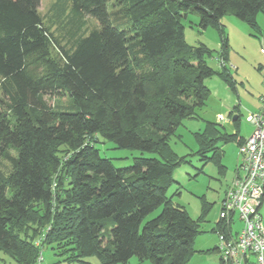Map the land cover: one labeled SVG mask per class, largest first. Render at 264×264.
<instances>
[{
  "label": "trees",
  "instance_id": "1",
  "mask_svg": "<svg viewBox=\"0 0 264 264\" xmlns=\"http://www.w3.org/2000/svg\"><path fill=\"white\" fill-rule=\"evenodd\" d=\"M39 1L0 0V164L9 163L0 167V248L17 264H35L51 244L68 260L94 255L115 264L135 255L185 264L197 224L166 195L171 173L185 162L168 140L208 98L206 77L234 82L222 16L229 11L256 29L264 0H118L123 14L108 10L111 0H65L75 22L67 46L44 24ZM190 11L200 28L218 30L221 72L207 66L204 44L188 50L182 19ZM84 16L97 27L80 34ZM55 94L70 103L49 106L44 96ZM237 118L234 133L206 122L195 134L200 154L216 148L211 159L219 163L218 142L240 143ZM98 136L156 157L116 167L99 155Z\"/></svg>",
  "mask_w": 264,
  "mask_h": 264
},
{
  "label": "rangeland",
  "instance_id": "2",
  "mask_svg": "<svg viewBox=\"0 0 264 264\" xmlns=\"http://www.w3.org/2000/svg\"><path fill=\"white\" fill-rule=\"evenodd\" d=\"M125 8V3L118 0H111L108 3L109 11L119 10L120 14H123ZM68 9L69 4L65 0H40L38 5V12L44 24L49 27L50 32L62 46L68 45V36L74 30L73 23L75 22L70 21ZM83 20L84 25L78 31L80 34H87L97 27L91 16H84ZM198 22L199 16L192 11L182 19L187 48L193 53L199 44H204L210 51L209 55L204 56L207 66L215 72H221L222 69L217 60L221 46L220 34L211 25L205 29L200 28ZM220 23L227 39L228 65L232 82H234L232 86H228L218 74L206 77L204 85L210 91L208 98L202 106L193 108L194 115L192 117H183L179 120L174 133L168 140L171 149L178 156H183L185 162L171 173L170 177L174 182L169 186L166 195L174 205L183 207L197 224V235L193 241L194 252L185 264H220V254L216 249L220 199L224 195L226 183L231 180L229 177L238 161L236 141L216 144L219 153L222 154L221 161L218 163L215 159H211L216 148L203 155L200 154V145L195 134L204 131L206 122H218L226 132L234 133L232 116L235 113L230 114L231 109L225 103L230 97H234L240 102H238L240 110L237 112V129L240 135L247 138L251 133L252 125L245 119L248 111H245L243 106L254 109L261 97L259 93L264 90V12L260 11L257 14L256 29L229 11L222 16ZM51 54L54 55V52L51 51ZM145 70L148 71L149 67L145 66ZM44 98L49 106L58 109L64 108L70 103L65 94L45 95ZM219 113L225 120L218 119ZM147 126L144 124L143 128H147ZM94 144L99 155L108 158L116 167H128L133 164L136 157H156L153 152L118 147L114 142L100 136ZM8 165V161L1 160L0 167L3 170H7ZM204 206H207V212L203 217ZM160 211L161 207L147 218L151 219L157 216ZM259 213L264 224V197L259 207ZM161 227L163 228L164 225L162 224ZM240 227L241 222L235 220L232 224L233 230L240 229ZM68 256L70 253L61 254V250L56 248L55 244H51L42 248L43 260L41 263L79 264V260H81L92 264H102L94 255L80 257L78 260H68ZM0 264L17 263L0 248ZM115 264L152 263L149 259L140 261L137 256L133 255L127 261Z\"/></svg>",
  "mask_w": 264,
  "mask_h": 264
},
{
  "label": "built area",
  "instance_id": "3",
  "mask_svg": "<svg viewBox=\"0 0 264 264\" xmlns=\"http://www.w3.org/2000/svg\"><path fill=\"white\" fill-rule=\"evenodd\" d=\"M220 65L221 58L217 57ZM227 66L230 67L227 63ZM260 107L248 111L246 121L252 130L247 138L238 143L236 173L228 183L220 204L216 249L224 264H264V224L259 213L264 197V95ZM219 120H225L219 115ZM235 220L240 229L233 230ZM43 235L34 241L40 246ZM42 248L35 264H42Z\"/></svg>",
  "mask_w": 264,
  "mask_h": 264
},
{
  "label": "crops",
  "instance_id": "4",
  "mask_svg": "<svg viewBox=\"0 0 264 264\" xmlns=\"http://www.w3.org/2000/svg\"><path fill=\"white\" fill-rule=\"evenodd\" d=\"M228 62H229V59H228ZM234 66V65H233ZM247 78H249L248 76H246ZM262 96V95H264V90H262L260 93H259V96ZM234 97H230V99L228 100V101H226L225 103H226V106L227 107H229L231 110H230V112H232V113H235V114H237V112H238V110H240V106H239V101H237V99L236 98H234ZM258 101V100H257ZM239 102V103H238ZM245 104H247L246 102H245ZM235 107H237V108H235ZM259 107H260V100L257 102V106H254V109H250V108H247L246 106H243V108L245 109V111L247 110V111H255V110H257V109H259ZM221 113H219V115H220ZM235 130V129H234ZM239 137H240V139H242V140H244L246 137L245 136H243V135H240L239 134ZM236 144L238 145V141H236ZM221 156H222V154H221ZM237 163H238V161H237ZM237 163H236V165H237ZM236 165H235V168H234V170H233V173H232V175L229 177L230 179H232L233 177H234V175H235V173H236ZM229 182H230V180H229ZM229 182H227L226 183V186H225V189H224V192H225V190H226V188H227V186H228V183ZM223 196V195H222ZM222 198L223 197H221V199H220V201L222 200ZM262 202H263V198H262V201H261V204H262Z\"/></svg>",
  "mask_w": 264,
  "mask_h": 264
},
{
  "label": "water",
  "instance_id": "5",
  "mask_svg": "<svg viewBox=\"0 0 264 264\" xmlns=\"http://www.w3.org/2000/svg\"><path fill=\"white\" fill-rule=\"evenodd\" d=\"M236 117H237V114H234V115L232 116V120H235Z\"/></svg>",
  "mask_w": 264,
  "mask_h": 264
}]
</instances>
